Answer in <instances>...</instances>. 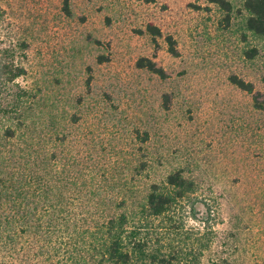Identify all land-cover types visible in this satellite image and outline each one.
I'll list each match as a JSON object with an SVG mask.
<instances>
[{"label": "rangeland", "instance_id": "374dc122", "mask_svg": "<svg viewBox=\"0 0 264 264\" xmlns=\"http://www.w3.org/2000/svg\"><path fill=\"white\" fill-rule=\"evenodd\" d=\"M240 2L227 22L205 0H68L70 14L64 0H0V44L26 68L0 106L19 87L30 92L34 134L75 158L88 180L110 179L111 198L184 169L219 202L214 252L233 264H264V109L229 81L236 74L252 82L264 99V53L244 54L256 42L243 40ZM149 22L162 31L158 46ZM166 34L179 56L167 51ZM140 56L167 77L137 67ZM140 162L147 168L139 174Z\"/></svg>", "mask_w": 264, "mask_h": 264}, {"label": "trees", "instance_id": "16d2710c", "mask_svg": "<svg viewBox=\"0 0 264 264\" xmlns=\"http://www.w3.org/2000/svg\"><path fill=\"white\" fill-rule=\"evenodd\" d=\"M205 1L225 12L229 22L233 0ZM63 8L70 14L68 0ZM238 12L243 40L256 42L244 50L253 59L264 53V0H241ZM146 31L158 46L161 29L149 22ZM164 40L167 51L179 56L174 36ZM106 59L98 56L100 62ZM136 66L167 77L152 57L140 56ZM25 74L14 48L0 44V97ZM229 81L252 95L255 108L264 109L252 82L236 74ZM29 93L19 87L12 101L0 106V264H233L213 250L219 202L193 176L175 168L142 193L129 188L131 195L111 198L110 179L88 180L75 158L67 161L34 134L32 106H25ZM55 133L64 143L66 136ZM146 168L140 162L136 172Z\"/></svg>", "mask_w": 264, "mask_h": 264}]
</instances>
